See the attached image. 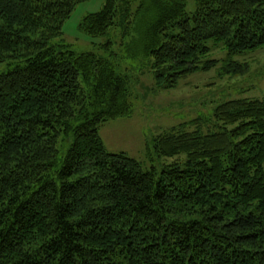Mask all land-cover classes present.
I'll list each match as a JSON object with an SVG mask.
<instances>
[{"label": "trees", "instance_id": "16d2710c", "mask_svg": "<svg viewBox=\"0 0 264 264\" xmlns=\"http://www.w3.org/2000/svg\"><path fill=\"white\" fill-rule=\"evenodd\" d=\"M85 1L0 0V264H264V98L154 138L160 157L185 155L158 178L107 153L98 128L129 116L134 81L94 50L49 45ZM195 3L105 0L80 29L121 27L157 91L217 67L209 40L226 51L221 75H244L232 58L264 49V0Z\"/></svg>", "mask_w": 264, "mask_h": 264}, {"label": "rangeland", "instance_id": "374dc122", "mask_svg": "<svg viewBox=\"0 0 264 264\" xmlns=\"http://www.w3.org/2000/svg\"><path fill=\"white\" fill-rule=\"evenodd\" d=\"M183 1L186 13L192 14L196 10L195 0ZM104 3L105 0H87L76 5L63 23L61 35L51 40L49 45L63 47L75 54L94 50L96 54L108 58L118 72L126 73L134 81L129 97V116L108 121L98 128L107 153H122L138 162L144 172L153 170L158 178L173 163L183 169L185 155L160 157L154 149V138L194 119H211L214 110L225 102L264 98V49L234 56L232 60L247 64L248 71L242 76H225L221 75V66L227 60L226 51L222 42L214 40L206 42L209 53L204 60L218 61L217 67L180 80L175 89L157 91L151 61L127 57L121 27L111 29L102 38H92L80 29L83 19L99 13ZM135 8L136 3L133 4V11ZM107 41L111 42V47L108 51L101 50L99 46ZM5 71L6 66L1 65L0 74ZM207 126L211 125L202 128ZM192 129L190 127L189 131ZM58 150L61 162L66 154V145L61 139Z\"/></svg>", "mask_w": 264, "mask_h": 264}]
</instances>
